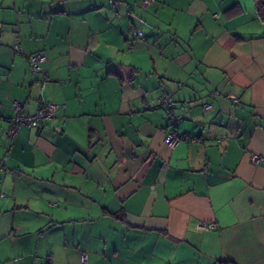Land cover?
<instances>
[{
  "label": "crops",
  "instance_id": "0c3cea01",
  "mask_svg": "<svg viewBox=\"0 0 264 264\" xmlns=\"http://www.w3.org/2000/svg\"><path fill=\"white\" fill-rule=\"evenodd\" d=\"M115 1L0 0V264H264L254 0Z\"/></svg>",
  "mask_w": 264,
  "mask_h": 264
},
{
  "label": "built area",
  "instance_id": "2783aa9c",
  "mask_svg": "<svg viewBox=\"0 0 264 264\" xmlns=\"http://www.w3.org/2000/svg\"><path fill=\"white\" fill-rule=\"evenodd\" d=\"M153 1L154 0H141L140 4L145 7L151 4ZM109 2L115 3L116 1L109 0ZM127 14L129 15V13ZM136 36L141 37L142 31H136ZM26 58L28 60L29 68L32 74L39 72L41 70L42 64H44V62L46 61V56L42 52L31 53ZM234 99L235 101L237 100L236 98ZM158 104L166 109V114L168 116V119L170 120L169 132L164 139V142L167 146L174 147L183 138L182 134H180L176 130L177 120L174 112V109L177 105L176 101L172 100L170 94L166 90L162 89L161 96L158 98ZM58 108L59 105L56 103L42 101V103L39 104V106L33 113L28 114L24 112L23 106L19 101H13V115L10 118L9 126L5 129L6 136L8 138H12L18 131V129L22 126L37 127L44 124L47 120L51 119L54 116ZM203 108L209 110L211 108V104L205 103L203 104ZM218 140L221 141L222 139L220 138ZM251 159L253 162H257L261 158L257 155H252ZM0 162H2L1 159ZM208 225L202 224L200 227L206 228L212 226L213 224H210L209 226ZM81 257L82 261H85V254H82ZM49 263L50 257H48L46 264Z\"/></svg>",
  "mask_w": 264,
  "mask_h": 264
},
{
  "label": "trees",
  "instance_id": "16d2710c",
  "mask_svg": "<svg viewBox=\"0 0 264 264\" xmlns=\"http://www.w3.org/2000/svg\"><path fill=\"white\" fill-rule=\"evenodd\" d=\"M255 7L258 12L259 17L264 20V0H254ZM218 264H232L228 262H219Z\"/></svg>",
  "mask_w": 264,
  "mask_h": 264
}]
</instances>
